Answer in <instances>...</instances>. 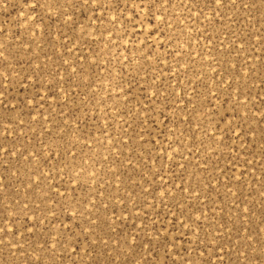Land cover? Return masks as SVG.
<instances>
[{
    "label": "rangeland",
    "instance_id": "374dc122",
    "mask_svg": "<svg viewBox=\"0 0 264 264\" xmlns=\"http://www.w3.org/2000/svg\"><path fill=\"white\" fill-rule=\"evenodd\" d=\"M0 264H264V0H0Z\"/></svg>",
    "mask_w": 264,
    "mask_h": 264
}]
</instances>
